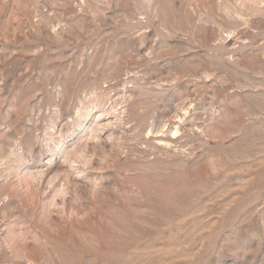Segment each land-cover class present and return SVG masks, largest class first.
<instances>
[{
	"label": "rangeland",
	"instance_id": "374dc122",
	"mask_svg": "<svg viewBox=\"0 0 264 264\" xmlns=\"http://www.w3.org/2000/svg\"><path fill=\"white\" fill-rule=\"evenodd\" d=\"M0 264H264V0H0Z\"/></svg>",
	"mask_w": 264,
	"mask_h": 264
}]
</instances>
